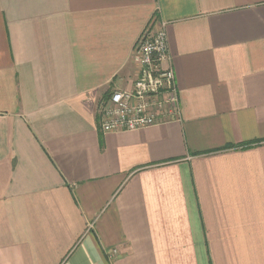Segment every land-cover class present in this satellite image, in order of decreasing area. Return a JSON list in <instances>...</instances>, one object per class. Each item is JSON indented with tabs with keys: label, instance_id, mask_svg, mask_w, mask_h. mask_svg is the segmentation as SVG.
Listing matches in <instances>:
<instances>
[{
	"label": "crops",
	"instance_id": "obj_1",
	"mask_svg": "<svg viewBox=\"0 0 264 264\" xmlns=\"http://www.w3.org/2000/svg\"><path fill=\"white\" fill-rule=\"evenodd\" d=\"M159 23L180 118L102 132ZM0 264H264V0H0Z\"/></svg>",
	"mask_w": 264,
	"mask_h": 264
},
{
	"label": "built area",
	"instance_id": "obj_2",
	"mask_svg": "<svg viewBox=\"0 0 264 264\" xmlns=\"http://www.w3.org/2000/svg\"><path fill=\"white\" fill-rule=\"evenodd\" d=\"M169 57L164 23L146 28L132 49L137 74L131 86L112 89L97 105L102 132L137 130L180 118ZM106 252L111 257L116 249Z\"/></svg>",
	"mask_w": 264,
	"mask_h": 264
}]
</instances>
